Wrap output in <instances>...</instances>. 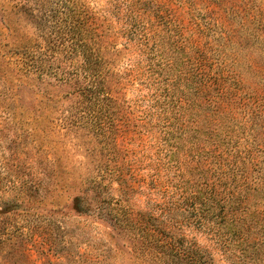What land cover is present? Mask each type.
<instances>
[{
  "label": "rangeland",
  "instance_id": "1",
  "mask_svg": "<svg viewBox=\"0 0 264 264\" xmlns=\"http://www.w3.org/2000/svg\"><path fill=\"white\" fill-rule=\"evenodd\" d=\"M82 1L116 72L114 141L99 130L113 118L67 111L61 0H0V264H153L132 255L130 223L122 239L72 209L80 177L107 172L122 176L128 220L153 231L162 214L214 264H258L225 212L193 193L264 210V0ZM33 60L37 78L19 66Z\"/></svg>",
  "mask_w": 264,
  "mask_h": 264
},
{
  "label": "trees",
  "instance_id": "2",
  "mask_svg": "<svg viewBox=\"0 0 264 264\" xmlns=\"http://www.w3.org/2000/svg\"><path fill=\"white\" fill-rule=\"evenodd\" d=\"M59 4H64V21L54 26V29L55 35L60 38L59 50L65 67L61 71L59 82L62 88L67 87L63 93L73 104L67 111L80 119L91 115L98 116L97 119L113 118L111 130L100 124L99 130H105L103 137L114 141L118 133V128L115 130L114 125L123 118V106L112 94L111 81L116 72L111 68L110 60L103 50L100 25L82 0H61ZM46 41H49L48 38ZM19 66L35 78L37 71L42 69V64L37 60L20 62ZM115 181H118L120 187H114ZM123 184L121 174L113 176L107 172L80 177L79 189L82 194L74 196L72 209L77 215L93 214L97 218L111 220L122 239L125 237V225L130 223L134 230V244L130 251L138 259L150 260L153 264H214L210 255L202 251L196 242L187 239L181 230H174V227L164 222L160 218L162 214L156 215V230L153 231L148 226H143L141 218L132 215L128 220L123 207L127 188ZM114 191H118L117 197ZM217 194V190H199L193 193V198L201 200V204L209 210L219 208L224 211L228 228L246 235V243L257 263L264 264V210L258 209L245 215L236 214V203L239 201L220 198ZM28 198L24 194L17 202L29 203L32 200H27ZM19 203L14 206L20 205ZM53 213L61 215V210ZM123 246L115 242V248L120 252L124 251Z\"/></svg>",
  "mask_w": 264,
  "mask_h": 264
}]
</instances>
